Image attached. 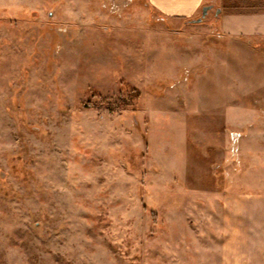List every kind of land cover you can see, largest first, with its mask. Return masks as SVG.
Masks as SVG:
<instances>
[{
    "label": "rangeland",
    "instance_id": "374dc122",
    "mask_svg": "<svg viewBox=\"0 0 264 264\" xmlns=\"http://www.w3.org/2000/svg\"><path fill=\"white\" fill-rule=\"evenodd\" d=\"M216 9L0 0V264H256L264 39Z\"/></svg>",
    "mask_w": 264,
    "mask_h": 264
},
{
    "label": "crops",
    "instance_id": "0c3cea01",
    "mask_svg": "<svg viewBox=\"0 0 264 264\" xmlns=\"http://www.w3.org/2000/svg\"><path fill=\"white\" fill-rule=\"evenodd\" d=\"M147 1L154 10L166 16L193 17L199 11L202 12L205 5H212L221 9L216 19V26L222 37L239 41L238 44H243V42L253 44L264 39V0ZM251 200L255 201L251 206L252 212H256L258 217L262 219L256 221L255 230L248 228L247 235L245 234L248 238V251L245 252L249 258L251 257V260L252 256L256 255V264H264V197H256ZM247 201L249 200L247 199ZM250 264H255V262L250 261Z\"/></svg>",
    "mask_w": 264,
    "mask_h": 264
},
{
    "label": "water",
    "instance_id": "95a60500",
    "mask_svg": "<svg viewBox=\"0 0 264 264\" xmlns=\"http://www.w3.org/2000/svg\"><path fill=\"white\" fill-rule=\"evenodd\" d=\"M212 5H205L202 9V15L198 19L194 20V22H201L208 14V12L212 9ZM221 12L220 8L216 9V15H219Z\"/></svg>",
    "mask_w": 264,
    "mask_h": 264
},
{
    "label": "built area",
    "instance_id": "2783aa9c",
    "mask_svg": "<svg viewBox=\"0 0 264 264\" xmlns=\"http://www.w3.org/2000/svg\"><path fill=\"white\" fill-rule=\"evenodd\" d=\"M235 137H237V136H235Z\"/></svg>",
    "mask_w": 264,
    "mask_h": 264
}]
</instances>
